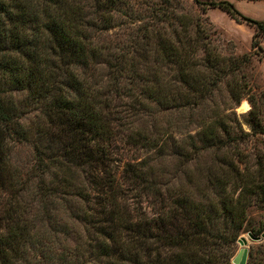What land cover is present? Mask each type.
<instances>
[{
  "label": "trees",
  "instance_id": "trees-1",
  "mask_svg": "<svg viewBox=\"0 0 264 264\" xmlns=\"http://www.w3.org/2000/svg\"><path fill=\"white\" fill-rule=\"evenodd\" d=\"M191 2L200 14L184 0H0V264H232L239 236L264 231L250 215L264 210V167L227 154L264 134L254 107L235 111L264 20ZM207 6L252 27L253 52L222 55ZM222 82L233 105H211L194 134L176 138L170 119L135 127L194 110ZM120 134L148 156L117 174ZM257 249L247 264H264Z\"/></svg>",
  "mask_w": 264,
  "mask_h": 264
},
{
  "label": "rangeland",
  "instance_id": "rangeland-1",
  "mask_svg": "<svg viewBox=\"0 0 264 264\" xmlns=\"http://www.w3.org/2000/svg\"><path fill=\"white\" fill-rule=\"evenodd\" d=\"M152 1V0H150ZM209 2L210 0H200ZM230 1L235 9L242 14L243 16L262 21L264 20V0H227ZM135 2V1H134ZM136 4V3H135ZM138 4V3H137ZM191 0H184V5L190 13L195 15L200 14V10L196 5H192ZM139 5V4H138ZM203 17H207L209 21L215 27V32L212 37L213 45L218 48L222 55L226 56H239L246 52H253L251 48L253 28L249 27L245 23H239L235 19L231 18L226 12L219 9V7H210L207 6L204 13H201ZM122 27L117 26L115 28L116 33L122 31ZM252 29V30H251ZM252 33V34H251ZM251 34V35H250ZM261 47L264 51V37L262 38ZM257 51V50H256ZM264 57L261 61L257 55L253 56V60L250 66L244 68V73L248 75L249 86L242 94V100L239 105L235 108V111L239 117V120H242V114H245L250 110L251 107H254V111L259 113L261 123L264 128ZM260 62V63H259ZM241 72V71H240ZM240 72L236 76L237 80H241ZM185 86H183V91H185ZM128 103V100H124ZM253 104H252V103ZM216 107L218 111L223 112L228 106L233 105V101L230 98L228 87L225 83H220L214 87V91L208 95L203 102L198 105L194 110L184 108L177 112L170 113H160L155 110L153 118L147 116H139L136 118L135 127L137 129H143L145 126L150 124V121H153L155 124L161 123L166 124L167 120L175 121V126L173 128V133L176 135V138H185L188 133L194 134L195 131L200 127L201 119H205L209 114V107ZM254 105V106H252ZM145 124V125H144ZM242 127L249 131V126L245 123H242ZM163 128V127H162ZM161 128V129H162ZM238 150H235V147H231L227 154L231 160L236 158L242 159V164L247 163L248 166L253 165L256 167L257 159L260 160L264 167V134L251 136L249 139L242 141L239 145L236 146ZM29 149L23 148L18 153V161L24 164L26 161L31 160ZM110 153L111 161L116 169L117 174H121L126 163H134L141 161L143 158H147L148 153L140 147L134 146L133 144L127 142L126 135L120 134L110 143ZM207 160L210 161V157H205L204 159H199L189 165L190 170L195 169L201 163H204ZM27 163V162H26ZM176 179L174 183L178 181ZM141 205L144 210L149 211L150 205L145 199L141 200ZM252 215V221L256 225L264 224V210L259 208L258 205L252 207L250 212ZM260 235V234H259ZM244 237L247 240L246 247L248 249L247 261L248 263L249 255L255 253L258 245H264V237H261L260 240H252L247 232L242 233L240 237ZM238 238V239H239ZM243 247L238 240L235 245V251L232 258L238 252V250ZM231 258V260H232Z\"/></svg>",
  "mask_w": 264,
  "mask_h": 264
},
{
  "label": "water",
  "instance_id": "water-1",
  "mask_svg": "<svg viewBox=\"0 0 264 264\" xmlns=\"http://www.w3.org/2000/svg\"><path fill=\"white\" fill-rule=\"evenodd\" d=\"M249 237L252 240H260L261 237H264V231L260 235H253L251 233H248ZM238 242L243 245L238 252L235 254V256L232 258L231 262L232 264H246L247 261V255H248V249L246 247L247 240L242 236L238 239Z\"/></svg>",
  "mask_w": 264,
  "mask_h": 264
},
{
  "label": "crops",
  "instance_id": "crops-1",
  "mask_svg": "<svg viewBox=\"0 0 264 264\" xmlns=\"http://www.w3.org/2000/svg\"><path fill=\"white\" fill-rule=\"evenodd\" d=\"M251 30H252V29H251ZM251 34H252V33H251ZM251 34H250V35H251ZM262 57H264V55H263ZM263 60H264V58H263ZM260 61H261V60H260ZM259 63H260V62H259Z\"/></svg>",
  "mask_w": 264,
  "mask_h": 264
}]
</instances>
